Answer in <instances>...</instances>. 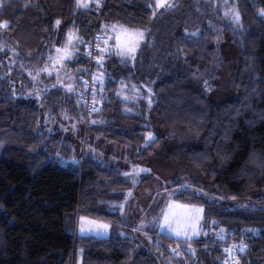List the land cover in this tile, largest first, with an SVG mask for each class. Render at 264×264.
Wrapping results in <instances>:
<instances>
[{"label": "trees", "instance_id": "16d2710c", "mask_svg": "<svg viewBox=\"0 0 264 264\" xmlns=\"http://www.w3.org/2000/svg\"><path fill=\"white\" fill-rule=\"evenodd\" d=\"M100 1H0V264H171L179 245L196 251L187 264H224L222 244L203 235L214 223L236 242L240 264H264V0H229L228 17L220 0H175L161 10L156 0H108L104 10ZM104 21L147 36L136 58L114 52L102 67L99 52L104 82L88 114L87 47L96 28L104 36ZM76 34L77 51L64 61ZM225 41L239 57L238 94L214 103L207 82ZM64 63L76 73V93L64 87ZM61 121L75 133L86 124L84 159ZM101 141L143 163L187 164L209 181L212 189L177 184L173 195L204 207L201 237L146 230L153 243L141 250L144 233L119 212L130 187L125 169L103 159ZM81 216L111 222V236H81Z\"/></svg>", "mask_w": 264, "mask_h": 264}, {"label": "rangeland", "instance_id": "374dc122", "mask_svg": "<svg viewBox=\"0 0 264 264\" xmlns=\"http://www.w3.org/2000/svg\"><path fill=\"white\" fill-rule=\"evenodd\" d=\"M208 1L211 2L213 0ZM221 1L222 7L225 10L224 13L228 17L229 14H232V10L226 8L229 0ZM79 2L90 4L91 0H79ZM174 3L175 0H156V9H170L174 6ZM236 16L237 14H235ZM102 26L108 33L104 40L107 41L105 42L106 47L103 54V61L107 59L109 53L114 51L124 52L123 56L132 58L138 55L141 45L146 40L147 31L145 29H131L120 23L107 21H104ZM139 33H143V36H139ZM71 42L72 40L69 45L72 46ZM129 48H135L134 53L128 54L127 49ZM219 48L218 69L215 73H212L213 83L210 84L207 82L209 84L208 94L214 103L232 100L238 94L235 87V68L239 58L238 53L229 41L222 42ZM59 56L63 60L70 58L69 48H65ZM56 62L58 61H55V65ZM57 68L61 75L63 73L65 79H69L67 87L66 85L64 86L66 90L71 93L76 92L77 77L74 69L71 66L65 65V63L60 64ZM99 76L102 80L100 83L103 84L104 74L101 73ZM61 122L64 124L63 121ZM63 126L65 131L63 133L64 136L72 139L76 145L78 157L84 159L90 148L88 139L86 138V124L85 126L78 124L76 133L69 125L64 124ZM58 127H62V125L59 124ZM155 138L156 134H152L149 136L148 141ZM101 142L103 145L101 149L103 159H110L111 165L125 169L124 175L130 187L128 188L124 201L119 204V212L123 220L131 224L133 231H136L135 233L137 231L144 233L143 240L146 245H140L141 250H144L145 246L148 245L149 247L153 243L152 237L149 233L145 232L146 230L158 231L161 234H167L184 241L201 237V225L205 218L204 207L176 201L173 195L176 191L175 186L177 184H179L177 188L191 189L194 183H199L204 189H212L209 181L202 178L197 171L187 164L166 166L159 164L157 160L153 159L147 163H143L138 159L139 154L137 152L128 154V152L122 149H114L106 141ZM215 225L214 223L203 235L207 238L209 244H222L223 247H226L229 243L228 239L223 241L226 234L222 233L220 229H215ZM113 226L111 222L87 216H81L78 220V232L81 236L108 238L112 234ZM186 249L190 253L189 256L185 252ZM244 251L245 247H243ZM238 253L241 255L240 252ZM172 254L175 261L171 262V264H187V261L190 259V262L195 256L196 251L193 246L188 248L179 245L173 249ZM240 255L237 257L239 261H241ZM77 264H83L82 257H79Z\"/></svg>", "mask_w": 264, "mask_h": 264}, {"label": "built area", "instance_id": "2783aa9c", "mask_svg": "<svg viewBox=\"0 0 264 264\" xmlns=\"http://www.w3.org/2000/svg\"><path fill=\"white\" fill-rule=\"evenodd\" d=\"M108 0H102L99 3V6L104 10ZM100 17L99 20L100 21ZM104 36L96 28L88 42L87 53H88V67L83 84V96L82 102L86 108L88 114L92 113L96 109V86L100 82L99 74L97 72L96 66L99 62V52L101 50L102 41ZM223 240H227V237H224ZM225 250V259L224 264H240L239 259H237L238 251L235 241H229L228 245L224 247Z\"/></svg>", "mask_w": 264, "mask_h": 264}, {"label": "crops", "instance_id": "0c3cea01", "mask_svg": "<svg viewBox=\"0 0 264 264\" xmlns=\"http://www.w3.org/2000/svg\"><path fill=\"white\" fill-rule=\"evenodd\" d=\"M88 6L90 5V4H87ZM82 8H85V7H82ZM102 30H103V34H104V37L106 38V34H108L107 33V31L106 30H104V28H103V26H102ZM77 35V34H76ZM72 40V42H71V44H72V46L71 45H69V46H67V48H69V50H70V54H71V57L70 58H73L74 57V54H75V52L77 51V43H78V35H77V37L76 36H74V38H72L71 39ZM70 40V41H71ZM107 41V40H106ZM106 41H104L103 42V44H102V47H101V51H100V53H101V57H100V64H99V66L101 65L102 67L104 66L103 64L105 63V61L108 59V57L112 54V53H114V52H116L117 53V51H114V52H112V53H109L108 55H107V59L105 60V61H103V54H104V52H105V42ZM70 43V42H69ZM74 48H75V50H74ZM118 53H120V52H118ZM125 57H127V56H125ZM137 57V56H136ZM135 57V58H136ZM70 58H67V59H70ZM129 58H132V57H129ZM65 61V60H64ZM101 73H103L104 74V72H103V70H99V74H101ZM101 79V78H100ZM104 79V78H103ZM102 81V80H101ZM68 82H69V79H67V81H66V87H67V85H68ZM66 87H65V89H66ZM76 92H77V90H76ZM76 92H74V93H76ZM129 96H133V95H129ZM124 97L126 98V97H128L127 95H126V93H124ZM201 232H202V225H201ZM202 234V233H201ZM180 240V239H179ZM192 240H194V239H188V240H186V241H192Z\"/></svg>", "mask_w": 264, "mask_h": 264}, {"label": "snow or ice", "instance_id": "6c2138e0", "mask_svg": "<svg viewBox=\"0 0 264 264\" xmlns=\"http://www.w3.org/2000/svg\"><path fill=\"white\" fill-rule=\"evenodd\" d=\"M78 6H80V7H88V5L86 4V3H80L79 2V0H78ZM161 6H163V5H161ZM57 23H59V22H57ZM139 36H143V33H139ZM58 51H59V49H58ZM134 51H135V48H129V49H127V52H128V54H132V53H134ZM118 54H120V55H123L124 54V52H120V53H118ZM151 139V138H150ZM83 231V230H82ZM242 250V249H241Z\"/></svg>", "mask_w": 264, "mask_h": 264}]
</instances>
